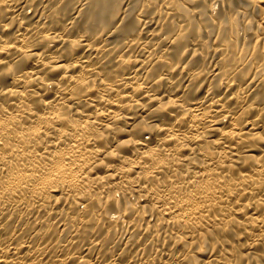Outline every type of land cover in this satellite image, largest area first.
<instances>
[{"label":"bare ground","instance_id":"obj_1","mask_svg":"<svg viewBox=\"0 0 264 264\" xmlns=\"http://www.w3.org/2000/svg\"><path fill=\"white\" fill-rule=\"evenodd\" d=\"M257 245L264 0H0V264Z\"/></svg>","mask_w":264,"mask_h":264},{"label":"rangeland","instance_id":"obj_2","mask_svg":"<svg viewBox=\"0 0 264 264\" xmlns=\"http://www.w3.org/2000/svg\"><path fill=\"white\" fill-rule=\"evenodd\" d=\"M61 2H59L60 4L57 3L58 8H62L63 6H66V4H67V1H61ZM68 8H69V6H68ZM97 12H98V10H95L94 13H97ZM82 16H83V13H82ZM238 251L240 254L237 256L238 258L236 257L237 264H240V263L241 264H264V245H257L254 248H251L248 250H244V249L239 250L238 249ZM247 251H249V253ZM243 253H245V254H243Z\"/></svg>","mask_w":264,"mask_h":264}]
</instances>
